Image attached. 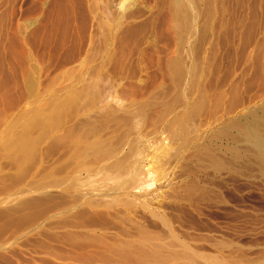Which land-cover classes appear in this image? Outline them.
Instances as JSON below:
<instances>
[{"label":"rangeland","instance_id":"374dc122","mask_svg":"<svg viewBox=\"0 0 264 264\" xmlns=\"http://www.w3.org/2000/svg\"><path fill=\"white\" fill-rule=\"evenodd\" d=\"M196 1L193 38L80 56L70 29L26 52L0 0V264H264V0Z\"/></svg>","mask_w":264,"mask_h":264},{"label":"bare ground","instance_id":"6f19581e","mask_svg":"<svg viewBox=\"0 0 264 264\" xmlns=\"http://www.w3.org/2000/svg\"><path fill=\"white\" fill-rule=\"evenodd\" d=\"M31 2H32L31 7H28L27 0H21V20H22L21 29H20L21 44H22V48L26 52L33 51L32 50L33 47L31 48V44L32 43H38V41H41L40 43H42V42L44 43V42H49L50 40L51 41L55 40L56 42H58V44H60V46H61V44L64 45V42H66V40H67V38L65 40V36H64L65 32H66V30L70 29L71 33L74 32V33H77L78 35L84 34V33L86 34V37L78 36L77 38H74V40H76V42H78L75 45H78V46L75 49L71 47L73 50L71 48H70L71 50H69V51H72L74 54H76L75 52H77L78 55L81 54V55L87 56V55H89V54L91 55L93 53L99 54L100 52H103V54L109 53V52L113 53L115 51L114 50L115 44L116 43L118 44L119 42H121V39H122L121 37L124 35V33L128 34L131 32L130 34H132L133 32H135L137 30L139 31V30L144 29V28L155 26L157 19H160L159 17H161L162 22L164 24H166V28H168V30H170L174 33V35H175L174 40L176 41L175 44L182 42L185 39L184 38L185 35H188L192 38L194 36V29H195L194 23L196 20L195 17H196V8H197L196 7V2H197L196 0H31ZM116 5H117V7H116ZM42 26L44 28L43 33L40 31L42 29ZM152 29H153V27H152ZM142 32H143V30H142ZM74 33H72V34H74ZM74 36H76V35L74 34L73 37ZM82 38L84 39L86 44H88V46L86 45V47H84V48L81 47V45L79 44L80 40ZM192 38H191V40H192ZM97 40L100 44L96 46L94 42L96 41V43H97ZM122 41H124V40L122 39ZM49 43H51V42H49ZM56 44L57 43H55L54 45H56ZM58 44H57V46H59ZM83 46H85V45H83ZM73 47H75V46L73 45ZM176 47H179V46H175V48ZM61 48H63V46ZM61 50L63 51V49H61ZM174 50H177V49H174ZM64 51H66L68 53V48L64 49ZM179 52H180V50H179ZM69 53L71 54V52H69ZM262 110H263V114H264V109H262ZM249 115H250V113H249ZM249 124L250 125H248V126L251 127L252 124L251 123H249ZM256 124H258V123H256ZM262 124H263V122H262ZM250 127L247 131L248 138L252 141V144L255 146L254 151L256 152L257 157L259 158L258 161L260 160L264 164V144L260 143L261 137L256 136V134L254 133L255 130L252 132V129H254V128H252V127L250 128ZM259 127H261L260 124H259ZM263 129H264V127H263ZM245 130L243 132H246ZM244 138H246V137H244ZM263 140H264V138H263ZM16 141L20 142L21 140L19 141L17 139ZM26 142L27 141L23 142L24 143V144L22 143L23 145L21 143L18 145H15V144L14 145L17 146V149H19V150L22 149L23 151H25V149L29 147L28 146L29 142L28 143H26ZM30 142H31V140H30ZM262 143H263V141H262ZM29 145H30V143H29ZM250 149H251V147H250ZM261 162H259V163H261ZM169 245H170V243H169ZM182 245L186 246V244H182ZM182 245H180V247H182ZM160 246H162V245H160ZM178 247L179 246H177V248ZM143 248H144V246H143ZM151 248L149 250H146V248H145V250H143V249L141 250V248H140V250H136V251H134V253H132L133 250L132 251L128 250L129 253H131V254H129L128 251H126L127 254L125 252H123V254L125 253V255H127L128 258L130 256L131 259L133 258L134 261H137V263L146 264L145 262L149 263L148 261H150L152 263V261H153V262H160V264H162V262H167L168 259L170 260V258H174L172 256H175L176 252H178V251H175L174 249L173 250L172 249H166L164 246H162V249H161V247H159L160 248L159 250L151 249ZM156 248H158V247H156ZM189 249H191V248H189ZM107 250H109V249H107ZM180 250H182L181 252H184L183 249H180ZM112 251H110V252H112ZM105 254H106V257L109 258V256H107L108 253H105ZM114 254H115V252H114ZM117 254L118 253H116L114 256H117ZM184 254H188V253L184 252ZM120 255H121L120 257H122V253ZM210 256H211V254H210ZM188 257H187V260L190 259ZM108 258H106L107 261H108ZM124 258H125V256H124ZM177 258H178V256H177ZM181 258H182V255H181ZM111 259H113V258H111ZM111 259H109V260H111ZM114 260H116V258ZM114 260H112L110 262H113ZM177 260H179V259H177ZM185 260H186V258H185ZM183 262H185V261H183ZM192 262H193V258H192ZM194 262H195V260H194ZM195 263L197 264L198 262H195ZM199 263H201V262H199ZM235 263H237V262H235ZM186 264H188V263H186Z\"/></svg>","mask_w":264,"mask_h":264}]
</instances>
